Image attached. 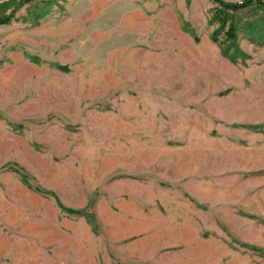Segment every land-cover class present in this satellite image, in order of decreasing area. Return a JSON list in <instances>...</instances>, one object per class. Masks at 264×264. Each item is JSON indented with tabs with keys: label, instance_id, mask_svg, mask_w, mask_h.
I'll list each match as a JSON object with an SVG mask.
<instances>
[{
	"label": "rangeland",
	"instance_id": "obj_1",
	"mask_svg": "<svg viewBox=\"0 0 264 264\" xmlns=\"http://www.w3.org/2000/svg\"><path fill=\"white\" fill-rule=\"evenodd\" d=\"M261 1L233 45L211 0L15 10L0 26V264H264Z\"/></svg>",
	"mask_w": 264,
	"mask_h": 264
},
{
	"label": "trees",
	"instance_id": "obj_2",
	"mask_svg": "<svg viewBox=\"0 0 264 264\" xmlns=\"http://www.w3.org/2000/svg\"><path fill=\"white\" fill-rule=\"evenodd\" d=\"M29 0H6L1 3L2 6L12 5V8L3 14H0V26L7 24L13 17L15 10L22 6L25 2ZM214 4L212 9L211 19L217 22L220 29H224L225 39L229 44H234L236 30L243 24L247 26L248 30L253 29L252 23L244 19L243 21L240 18V13L249 11L251 8H257L261 6V0H239V1H225V0H211ZM244 26V27H245ZM211 39L214 40V37L211 36ZM225 48V47H223ZM222 54H226V50H222ZM20 180L26 184L25 175H19ZM35 192L48 193L46 190H42L38 187H32ZM57 206L60 211L64 212L67 215L83 216L88 222L92 223V215L88 213L85 208L75 209L68 208L63 206L61 203L57 202Z\"/></svg>",
	"mask_w": 264,
	"mask_h": 264
}]
</instances>
